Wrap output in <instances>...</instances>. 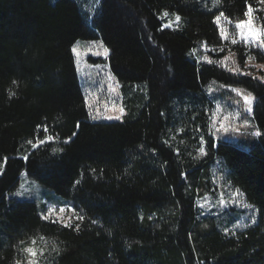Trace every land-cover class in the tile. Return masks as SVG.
I'll return each mask as SVG.
<instances>
[{
    "label": "trees",
    "instance_id": "obj_1",
    "mask_svg": "<svg viewBox=\"0 0 264 264\" xmlns=\"http://www.w3.org/2000/svg\"><path fill=\"white\" fill-rule=\"evenodd\" d=\"M216 2L101 0L88 20L77 0H0V264L24 260L21 249L33 239L51 244L53 264H264V80L224 69L219 55L205 64L193 54L222 46L216 16L240 21L261 2ZM164 11L183 25L164 28ZM78 40L102 41L117 82L143 85L147 102L121 121H92L73 58ZM232 52L241 65L251 56L264 63L259 52ZM211 81L254 95L261 133L208 146L258 211L257 223L235 234L197 218L199 168L166 143L173 104L196 100ZM45 124L57 139L31 149L27 141L44 139L37 126ZM23 172L84 215L79 231L42 220L35 201L10 197Z\"/></svg>",
    "mask_w": 264,
    "mask_h": 264
},
{
    "label": "rangeland",
    "instance_id": "obj_2",
    "mask_svg": "<svg viewBox=\"0 0 264 264\" xmlns=\"http://www.w3.org/2000/svg\"><path fill=\"white\" fill-rule=\"evenodd\" d=\"M81 10L87 14L88 20L94 16L101 0H77ZM207 8H213L216 5V0H198ZM264 3H261L260 8L255 10L252 14V23L256 28H264ZM162 17V16H160ZM245 16L243 20H247ZM162 20L163 25L172 22V27L167 29H178L183 25V20L179 22V27H176L175 14L169 13L168 17H164ZM240 21H230L227 18L222 17L221 23L228 34L229 39L224 40L222 37V46L215 48L217 51L213 52L210 47L201 45L193 52L194 56L200 63H208L203 59L204 56L209 57L212 61V57L219 55L216 62L224 69L234 73L233 69H239L243 73H251L252 76L264 77V63H258L254 56L253 59H247L243 65L239 64V61L234 55L235 46H241L245 50H251L264 54V48L258 47L256 41L251 43H237L232 44L231 39L235 38L240 40L238 35V29L236 24ZM217 25V24H216ZM220 30V26L217 25ZM74 45H77L78 50L81 53L79 63H77V57L74 54L76 71L78 73L79 83L81 84L83 96H88L93 105L92 110L88 107L90 119L92 121H121L115 117L120 115L119 112L111 111L112 105L115 103L118 107L124 108L123 118L131 113L133 110L140 107V105L147 102L148 93L143 85H132L127 88H122L117 79L112 74L109 63V57L89 55V49L92 52L103 51L100 47L102 41H87L78 40ZM95 42V46H93ZM103 43V42H102ZM104 45V44H103ZM105 46V45H104ZM223 48V52L219 49ZM110 56V54H109ZM225 57L230 59L225 60ZM215 60V59H214ZM95 65H101L103 67L97 68ZM261 80V79H259ZM235 86H227L220 84L217 81H211L204 86L198 97L193 102L192 98H185L184 100L173 104L171 110V116L169 121V128L167 133V145L172 149H178L180 151L181 159L184 164H191L194 169L199 168L197 179V187L193 189L194 193V205L197 218H214L220 228H222L228 234H235L236 232L243 231L247 228H251L257 223L258 211L253 206V209L244 208L241 203H232V193L236 190L235 187L230 184L227 177V170L220 160L213 157L210 153L208 146L217 148L218 144L222 141L237 143L240 141H249L257 136L252 133L258 131L255 127L253 113L255 101L252 104L251 112L245 111L244 101L240 95L233 92ZM244 94L251 93L245 89H242ZM252 94V93H251ZM254 97V95L252 94ZM239 101V103H237ZM99 109L96 112L95 109ZM237 113L239 115H237ZM111 116L113 119H109ZM229 117L227 121L225 117ZM95 117V118H93ZM224 122L229 127L228 132L222 130L217 131L219 124ZM215 124V127H213ZM212 129L209 131V129ZM239 128V132L233 131V129ZM183 129V131H180ZM203 136L205 143L201 145L200 137ZM203 146L207 155H201L198 149ZM30 148L32 146L30 145ZM23 185V187H21ZM190 190L192 188L190 187ZM17 192L24 193L22 196H17ZM241 192V191H240ZM223 193V198L228 202L226 205H220L218 203L220 194ZM242 193V192H241ZM243 194V193H242ZM15 200H27L35 201L39 207L40 212H47L49 207L55 206L56 213H59L61 207L65 208V212L62 214L67 220L69 216L72 217L73 223H76L75 215L78 213L72 209H75L69 200L60 198L50 190L39 186L36 181L28 178L25 172L21 173L20 182L17 189L10 196ZM242 203H247L244 195L239 198ZM249 204V203H247ZM56 213L53 214V218H56ZM253 217L255 222H253ZM58 223V222H57ZM60 224V223H58ZM239 225H246V227H240ZM64 226V225H63ZM30 240L28 247H34L38 253L42 250L43 255L36 257L38 264H53L51 251L49 249L50 243L46 240L35 239V244ZM28 256L25 254L23 264H27Z\"/></svg>",
    "mask_w": 264,
    "mask_h": 264
},
{
    "label": "snow or ice",
    "instance_id": "obj_3",
    "mask_svg": "<svg viewBox=\"0 0 264 264\" xmlns=\"http://www.w3.org/2000/svg\"><path fill=\"white\" fill-rule=\"evenodd\" d=\"M261 3H264V0H260ZM255 10L252 8V6L249 4L247 6V11L245 12V16L248 17L247 20L245 21H240L236 24V28L238 29V35L240 37V40L237 41V39L235 38H232L231 39V42L232 44H237L238 42L239 43H245V42H248V43H251L252 41H256L257 42V46L258 47H261V48H264V28H256L253 23H252V14ZM169 16V13L167 11H164L163 14H162V17L161 19H163L164 17H168ZM222 17H223V13H221L219 16H216L215 17V23L220 26V36L224 39V40H228L229 39V36L228 34H226V31L221 23V20H222ZM181 21V17L179 14H175V22H176V27L178 28L179 27V22ZM172 22L169 21L168 24H165L163 25L164 28H170L172 27ZM79 44V41H77V45ZM77 45H74L73 48H72V52L76 55L77 57V63H79V58L81 56V53L80 51L78 50V47ZM93 46H95V42H93ZM100 47L103 48V51L100 52V51H96V52H92L91 49H89V55H95V56H103L105 58H107L110 54V49L107 48L106 46L103 45V43L101 42L100 44ZM207 47V45L205 44V48ZM195 51V49L193 50ZM213 52L217 51V49L213 48L212 49ZM220 52H223V48L219 49ZM203 59L205 61H207L208 63H213V61H211L209 59V57L207 56H204ZM227 59H230V57H225V60ZM249 59H253L252 57H249ZM95 67L97 68H101L103 66L101 65H95ZM260 67H264V65H261ZM234 72V74L236 75H251V73H243L241 71H239V69H233L232 70ZM258 79H261V80H264V77H259ZM17 82L16 81H13V84H16ZM233 92L237 93L238 95H240L244 101V106H245V111L247 112H251V109H252V104L255 100V97L252 96L251 93H248L247 95L244 94V91L242 89H239V88H233L232 89ZM10 96H15L16 93L15 92H11L9 93ZM85 103H86V106L90 109V111L92 110L93 108V105L91 103V100L88 96H85ZM239 103V101L237 102ZM96 112H99V109H95ZM111 111H114V112H119L120 115L116 116L115 118L116 119H122L123 118V114H124V108L122 106H117L115 103L112 105ZM161 115H163V113H161ZM237 115H239L237 113ZM95 118V117H93ZM109 119H113V117L109 116L108 117ZM229 119V117H225L224 120L227 121ZM41 127H43L44 129V132H45V137L44 139H39L37 138L36 142L33 143L31 140L27 141V143L29 145L32 146L33 149H40L41 147H44L48 144H51L53 141H55L57 139V137L53 136V135H50V134H47L48 132V128H47V125H38L37 126V129L39 130ZM77 127H79V124H77ZM213 127H215V124H213ZM212 129L210 128L209 131H211ZM217 131H224V132H228L229 131V127L226 126V124L224 122H221L219 124V128L216 129ZM180 131H183V129H180ZM233 131L235 132H239V128H235L233 129ZM75 135V133L73 134ZM252 135H255V136H259L261 135V133L259 131H256L254 133H252ZM71 142V137H69L66 141H64V143H70ZM200 142H201V145H203L205 143V141L203 140V136L200 137ZM214 147L216 146L215 144L213 145ZM175 151H179L178 149H176ZM199 153L201 155H207L206 151H205V148L203 146H201L199 149H198ZM52 152L53 153H56V152H63V149H57V148H53L52 149ZM25 161L28 160V156L25 155L24 157H22ZM5 162L7 161V158L5 157ZM2 170H3V166L0 165V174H2ZM79 183V182H77ZM21 187H23V185H21ZM24 193L22 192H17L16 195L17 196H22ZM232 203L233 204H236V203H241V206L244 207V208H248V209H253V206L250 205V204H247V203H242L239 198L242 197V193L239 191V189H236L232 194ZM218 203L220 205H226L228 202L223 198V193L220 194V199L218 201ZM73 212H75V209H72ZM65 212V208L64 207H61L59 209V213H56V209H55V206H52V207H49L47 209V212H41L40 213V218L44 221H51L53 223H60L61 225H64L68 228H72V227H75V229L77 231L80 230V223L79 221H83L85 219L84 215H81L79 213H76L75 215V220L77 221L76 223H73V220H72V217L69 216L68 219L66 220L64 218V216L62 215L63 213ZM56 213V218L54 219L53 218V214ZM253 222H255V219L253 217ZM93 224L97 223L96 221H92ZM240 227H246V225H239ZM24 241H20V244H23ZM33 244H35V239H33L32 241ZM21 251L25 254H27L28 256V259H27V264H38V260L36 259V257L39 255H43V251L41 250L39 253L37 251V249H35L34 247H26V248H23L21 249ZM16 264H23L22 261L18 260L16 261Z\"/></svg>",
    "mask_w": 264,
    "mask_h": 264
}]
</instances>
